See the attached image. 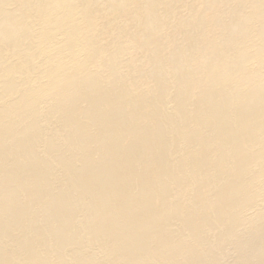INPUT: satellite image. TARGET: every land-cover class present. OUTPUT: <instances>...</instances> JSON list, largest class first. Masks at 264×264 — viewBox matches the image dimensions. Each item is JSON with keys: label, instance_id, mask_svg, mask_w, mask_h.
Listing matches in <instances>:
<instances>
[{"label": "bare ground", "instance_id": "6f19581e", "mask_svg": "<svg viewBox=\"0 0 264 264\" xmlns=\"http://www.w3.org/2000/svg\"><path fill=\"white\" fill-rule=\"evenodd\" d=\"M0 264H264V0H0Z\"/></svg>", "mask_w": 264, "mask_h": 264}]
</instances>
